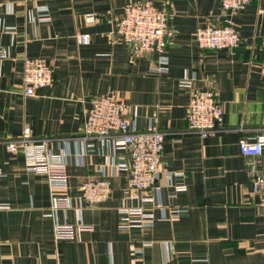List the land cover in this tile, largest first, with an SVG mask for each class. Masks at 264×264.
Returning a JSON list of instances; mask_svg holds the SVG:
<instances>
[{"label": "crops", "instance_id": "crops-1", "mask_svg": "<svg viewBox=\"0 0 264 264\" xmlns=\"http://www.w3.org/2000/svg\"><path fill=\"white\" fill-rule=\"evenodd\" d=\"M132 1L0 0V46L8 51L0 58V204L10 206L0 209V264H264V207L252 192L261 160L239 145L264 134V0L240 12L225 10L221 0H144L169 14L164 74L153 71L156 54L133 52L115 32ZM210 22L233 25L241 44L200 48L197 29ZM83 33L88 44L78 40ZM25 57L54 63L53 83L31 96L24 94ZM186 76L197 88L216 89L223 114L215 134L189 128L191 91L179 85ZM103 95L125 100V116L138 130L154 122L165 132L155 194L186 214L164 220L155 209L151 226L120 227L119 206L137 203L127 171L115 168L128 153L112 138H89L93 148L84 147L90 101ZM26 125L53 151L67 152V190H51L45 174L27 171L22 150H9ZM101 176L111 182L110 198L80 201L81 184ZM179 184L187 190L176 192ZM54 196H68L72 206L51 217ZM55 222L92 229L57 241Z\"/></svg>", "mask_w": 264, "mask_h": 264}, {"label": "built area", "instance_id": "built-area-1", "mask_svg": "<svg viewBox=\"0 0 264 264\" xmlns=\"http://www.w3.org/2000/svg\"><path fill=\"white\" fill-rule=\"evenodd\" d=\"M252 0H221L225 10L243 11ZM94 22L96 16H87ZM168 23L169 14L165 8L144 0L127 3L123 15L116 25V34L137 54H156L157 60L153 71L164 74L169 71L168 55ZM82 44H88L91 36L88 33L78 35ZM196 40L200 48L227 50L241 44V35L231 24L220 25L214 22L199 27ZM264 48V37L262 39ZM8 57V51L0 46V58ZM264 75V58L261 66ZM54 80V63L40 57L24 58V94L34 95L38 88L51 85ZM179 85L191 91L188 110V126L203 136L218 131V121L223 114L222 106L217 99V91L213 86L200 89L194 86L192 77H185ZM128 105L125 100L111 95L93 97L86 112L83 137L84 147L89 150L94 144L89 138H112L117 149L128 153V159L116 164L118 171H127L128 187L135 194V205H122L118 208L120 227L127 230H143L152 225L157 218L155 209L160 210V218L176 219L187 213V208L172 207L170 210L155 194L156 186L164 170L163 148L165 132L156 123L151 122L146 130H138L128 120L125 113ZM243 155L258 156L261 160V171L252 180V192L258 198V204L264 207V134L254 138L244 137L239 142ZM11 151L22 150L25 156L26 169L29 172L45 174L51 190H67L69 175L67 172V152H55L48 146V139H36L29 126H25L20 138L8 144ZM2 170L0 169V174ZM181 175V174H178ZM80 201L96 204L106 201L111 195V182L106 176L88 178L81 184ZM187 190L186 184L175 187L176 192ZM72 206L68 196H54L46 215L55 217L59 209ZM9 204H0V209H9ZM169 210V211H168ZM92 229V226L80 224H61L55 222L53 235L55 240H74L78 230ZM168 249L173 247L167 242Z\"/></svg>", "mask_w": 264, "mask_h": 264}]
</instances>
